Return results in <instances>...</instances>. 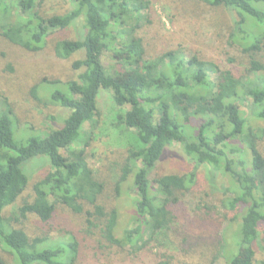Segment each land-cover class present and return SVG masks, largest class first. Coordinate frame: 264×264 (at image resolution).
I'll use <instances>...</instances> for the list:
<instances>
[{"label": "trees", "instance_id": "1", "mask_svg": "<svg viewBox=\"0 0 264 264\" xmlns=\"http://www.w3.org/2000/svg\"><path fill=\"white\" fill-rule=\"evenodd\" d=\"M47 1H18L17 7L27 16L15 25H0L1 37L37 53L51 33L64 31L83 18L84 37L56 43L54 53L65 61L82 52L72 69L84 72L76 81L43 78L31 87V97L43 104L38 97L40 84L64 85V91L52 92L46 104L70 115L60 129L47 135L15 141V114L7 99L0 103V244L13 256L14 264H78L79 242L74 234L67 232L50 243L12 226L17 217L33 215L43 227L53 229L60 206L84 220L88 230L100 229L106 243L127 248L134 260L142 252L153 253L149 247L177 224L182 199L202 168L207 170L210 190L215 191L210 176L223 180L222 207L236 213V223L228 228L237 234L234 253L232 257L225 253L226 231L221 256L226 264H255L254 243L258 228L264 225V158L259 150L264 137L260 126L264 124V0H204L233 16L231 45L241 49L246 62L240 74L197 57L188 59L178 50L146 60L136 28L122 31L125 21L140 11V0H68L74 10L64 16L44 19L32 13L36 3ZM104 52L113 55L121 72L111 76L106 71L101 60ZM101 91L112 92L117 129L124 130L131 146L116 183L117 194L123 186L134 194L133 226L122 235L118 233L119 214L107 212L101 204L105 186L87 161L95 118L100 115L97 98ZM239 106H246L250 116ZM86 125L92 129L89 133ZM85 136L88 142L80 147ZM173 144L194 163L193 171L150 181V173ZM33 162L47 165L49 171L30 189L34 172L28 168ZM15 205H21L18 216L6 219L5 211ZM215 260L209 264H216ZM0 264L8 263L0 256ZM150 264L172 261L166 258Z\"/></svg>", "mask_w": 264, "mask_h": 264}, {"label": "rangeland", "instance_id": "2", "mask_svg": "<svg viewBox=\"0 0 264 264\" xmlns=\"http://www.w3.org/2000/svg\"><path fill=\"white\" fill-rule=\"evenodd\" d=\"M18 1L20 0H0V25H15L27 16L17 7ZM140 1L143 3L142 8L125 21L122 31L136 28L135 36L142 41L146 60L154 61L165 53L178 50L188 59L197 57L221 69L233 68L237 74L242 73L246 67L243 59L245 54L231 45L233 16L226 9L212 7L204 0ZM73 10L74 5L68 0H49L36 3L32 13L48 19L64 16ZM83 27L84 19L80 18L70 28L54 31L46 40L44 48L37 53L15 46L0 35V103L7 99L15 114V141L23 143L39 136V133L47 135L52 130L60 129L69 117V111L47 106L50 94L58 90L64 91V85L40 84L38 97L43 104L31 97L30 90L34 83L43 78L64 83L76 81L84 72L72 69V64L83 57L82 52L65 61L57 59L54 53L56 43L82 39L85 35ZM101 60L111 76L121 72L122 68L111 53L104 52ZM111 95V91H101L97 98L100 115L95 118L96 128L87 148V161L96 178L105 186L101 204L107 212L116 210L119 214L118 233L122 235L125 229L133 226L131 216L134 194L127 191L125 186L117 194L116 183L121 177V169L131 146L124 130L117 129V107ZM239 109L247 117L250 116L246 106H239ZM260 126L264 128V124ZM84 130L89 133L92 129L86 125ZM87 139V136L83 137L80 147H84ZM259 150L264 158V137ZM193 164L182 153L181 148L173 144L166 148L165 154L148 178L153 181L164 175L184 176L193 171ZM42 166L41 162H33L28 168L29 173L34 172L30 177V189L49 171L47 165ZM206 174L207 170L202 168L192 190L184 195L177 211V224L166 235L155 239L157 242L149 247L153 253L142 252L138 260H134L127 248L121 249L106 243L101 237L100 229L88 230L84 220L72 216L62 206L58 208L53 229L43 227L33 215L25 219L17 217V209L21 205L7 209L4 215L10 220L17 217L18 221H12V226L25 231L33 239L47 238L51 243L64 238L67 232L74 234L79 242L78 264H150L151 261L155 263L166 258L171 259L172 264H209L215 257H219L215 260L216 264H226L225 258L221 256L222 235L228 231L231 222L236 223V213L226 212L222 207L223 180L210 176L215 191L210 190ZM223 238L225 253L232 257L237 234L233 230ZM254 250L255 264H264V225L258 228ZM0 256L8 264H14L13 256L2 244Z\"/></svg>", "mask_w": 264, "mask_h": 264}]
</instances>
